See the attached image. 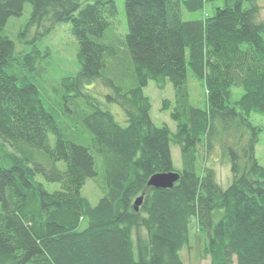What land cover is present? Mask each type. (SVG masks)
Segmentation results:
<instances>
[{
  "label": "trees",
  "instance_id": "16d2710c",
  "mask_svg": "<svg viewBox=\"0 0 264 264\" xmlns=\"http://www.w3.org/2000/svg\"><path fill=\"white\" fill-rule=\"evenodd\" d=\"M205 1L212 0H123L120 48L130 83L121 86L103 71L118 57L103 40L115 0H0V264H184L192 217L207 237L202 251L210 264H264V165L255 156L262 127L249 119L264 115V20L255 0H223L210 16L183 18L182 4L192 11ZM26 2L31 11L20 34L31 36L24 40L31 48L16 53L3 30ZM61 23L78 42L79 69L61 77L58 90L68 124H82L88 143L65 136L49 97L25 74L42 56L36 41ZM188 69L205 79L206 109L189 100ZM97 80L112 88L106 99L122 109L125 125L90 89ZM149 80L160 89L172 84L173 99L162 108H170L175 131L151 120L143 92ZM232 86L243 90L234 103ZM219 143L230 161L226 188L212 167L195 171L198 149L207 158ZM96 154L103 195L93 205L81 188L97 175ZM172 170L179 178L171 188L147 185L152 174ZM37 172L59 189L47 190Z\"/></svg>",
  "mask_w": 264,
  "mask_h": 264
},
{
  "label": "rangeland",
  "instance_id": "374dc122",
  "mask_svg": "<svg viewBox=\"0 0 264 264\" xmlns=\"http://www.w3.org/2000/svg\"><path fill=\"white\" fill-rule=\"evenodd\" d=\"M81 5L93 0H78ZM117 5V13L111 18L110 25L107 27L103 40L115 48L118 57H109L105 67V76L111 78L115 83L126 86L130 83L129 74L125 73L126 53L120 44L124 40L127 31V19L123 0H115ZM259 6L257 20H264V0H255ZM250 2H244L243 6H250ZM224 6L223 0L205 1L203 6L196 10H189L184 4L181 5V13L184 19H202L214 13L217 7ZM31 11L30 3L26 2L23 6L21 14L11 16L3 30V33L9 37L15 46V52L20 53L31 48V44L25 43L24 40H30L31 36L20 34L23 25L28 21ZM37 47L42 51V56L38 58L35 68L31 71H25L27 79L36 84L43 96L49 97L53 105L54 116L59 123L66 137L73 139L79 143H88L91 134L80 123L68 124L71 115L64 109L60 91L58 90V80L64 76L74 75L79 69L77 60L78 42L69 31L68 23L57 24L52 32L36 41ZM125 73V74H124ZM186 86L189 94V100L192 105L206 109L208 105L206 83L203 77L194 75L189 69L187 71ZM92 91L101 100L102 108L108 109L114 115L115 119L125 125V119L122 109L115 102L106 99V94L112 92V88L100 81H95L89 86ZM143 92L149 97L151 103L150 117L157 126L166 125L171 131H175V121L170 117V108H162L164 99H173L172 84L167 81L165 87L160 89L154 80H149L148 84L143 87ZM243 90L239 86L231 87L230 103H234L242 94ZM66 114L68 116H66ZM69 117V118H68ZM249 119L255 125H260L262 130L259 134V140L255 147V156L260 164L264 165V115L257 112H251ZM226 143L232 144L233 137L229 135L224 138ZM171 157L173 166L176 169L182 168L179 146L170 143ZM97 175L89 177L83 187L81 194L84 195L91 204H95L103 195V169L98 163V155L96 154ZM44 162V160L42 159ZM57 166L64 168V162L59 161ZM204 166L212 167L215 171L217 183L226 188L232 181L230 171L229 155L224 151V145L215 144V148L206 158L205 150L198 149V157L196 160L195 171L198 175L203 172ZM35 179L40 181L47 190L53 191L59 189L58 182H49L41 172H37ZM207 242L204 232L198 230L196 218L192 217L189 223V241L180 250V255L184 264H210L209 259L203 253V247Z\"/></svg>",
  "mask_w": 264,
  "mask_h": 264
},
{
  "label": "water",
  "instance_id": "95a60500",
  "mask_svg": "<svg viewBox=\"0 0 264 264\" xmlns=\"http://www.w3.org/2000/svg\"><path fill=\"white\" fill-rule=\"evenodd\" d=\"M178 178L179 173L177 171L156 172L148 178L147 185L154 188H171ZM142 196L141 194L134 200V208L136 210L142 201Z\"/></svg>",
  "mask_w": 264,
  "mask_h": 264
}]
</instances>
